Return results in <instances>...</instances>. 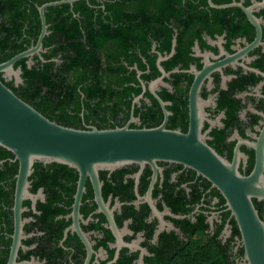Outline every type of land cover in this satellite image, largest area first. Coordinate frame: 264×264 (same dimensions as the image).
<instances>
[{
    "label": "flooded vegetation",
    "instance_id": "af4514ba",
    "mask_svg": "<svg viewBox=\"0 0 264 264\" xmlns=\"http://www.w3.org/2000/svg\"><path fill=\"white\" fill-rule=\"evenodd\" d=\"M193 2L197 14L182 13V25L172 18L157 38L129 40L125 75L138 91L123 97L129 100L123 125L164 122L186 133L192 89L203 87V139L242 176L257 171L250 200L264 223V0ZM238 2H263L252 7L258 40L244 10L229 5ZM154 80L158 98L149 89ZM17 171L11 184L0 179V264L8 262L15 229V264H174L180 255L191 259L196 247L204 264H247L227 198L190 167L158 160L156 168L132 163L101 171L99 195L86 178L78 197V172L33 164L16 214Z\"/></svg>",
    "mask_w": 264,
    "mask_h": 264
},
{
    "label": "trees",
    "instance_id": "16d2710c",
    "mask_svg": "<svg viewBox=\"0 0 264 264\" xmlns=\"http://www.w3.org/2000/svg\"><path fill=\"white\" fill-rule=\"evenodd\" d=\"M50 1L56 0H0V62L36 43L38 7ZM197 8L193 0H75L49 6L44 10L48 33L41 57L34 55L30 66L27 57L14 64L21 69V83L14 85L1 73L0 79L59 124L81 129L83 121L98 129L122 126L129 111V100L123 97L138 91L129 84L134 78L125 75L130 72L123 63L129 40L157 38L170 29L172 18L182 25L185 20L179 16L197 14ZM12 158L0 151V179L8 184L17 171ZM203 256L202 247H196L191 259L180 255L174 264H204Z\"/></svg>",
    "mask_w": 264,
    "mask_h": 264
},
{
    "label": "water",
    "instance_id": "95a60500",
    "mask_svg": "<svg viewBox=\"0 0 264 264\" xmlns=\"http://www.w3.org/2000/svg\"><path fill=\"white\" fill-rule=\"evenodd\" d=\"M73 1H50L38 7L41 28L36 43L0 62L2 78L13 79L16 85L22 82L21 69L14 68V64L27 57L26 63L30 66L32 60L29 57L33 54L41 57L42 40L48 33L45 8ZM209 3L215 6L211 0ZM256 4L263 2H255L251 7H243L239 2L229 5H238L244 10L257 29L255 40H258L260 21L252 13V7ZM156 83L154 80L149 84L150 92L155 97L157 95L153 88ZM202 93L203 87L195 84L190 98L191 127L186 133L166 129L164 122L153 127L133 128L127 123L113 128L89 126L81 129L47 118L0 79V151L18 161L14 207L16 214L20 200L28 194V176L34 163L78 172L77 196L80 197L86 178L92 181L96 195H99L98 172L132 163L140 167L149 164L156 168L158 160L174 161L194 169L223 193L240 226L247 264H264V223L250 200L257 171L250 177L242 176L235 165L227 162L205 143L202 134ZM133 120L132 117L129 122ZM258 168L260 171L261 166ZM17 245L15 229L7 264H15Z\"/></svg>",
    "mask_w": 264,
    "mask_h": 264
}]
</instances>
